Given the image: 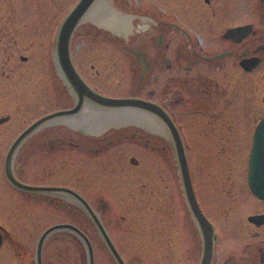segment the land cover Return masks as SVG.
Segmentation results:
<instances>
[{"label": "flooded vegetation", "instance_id": "1", "mask_svg": "<svg viewBox=\"0 0 264 264\" xmlns=\"http://www.w3.org/2000/svg\"><path fill=\"white\" fill-rule=\"evenodd\" d=\"M67 1H72L68 7ZM81 1L0 0V77L12 79L16 76L21 81V87H14L20 101L16 102V107L19 110L26 107L25 113H28L27 106L41 96L40 112L35 116V110L31 109L29 117L15 121L11 128L10 144L5 150L4 180L14 196L5 200H9V204L43 206L46 218L55 216L50 208L57 211L62 208L73 219L56 221L46 230L68 223L83 230L89 238L74 219L83 217L94 224L102 236L94 218L97 216L122 255L103 222L102 210L110 205L111 209L119 206L115 204L117 196L113 195V176L122 179L129 176L135 187L131 190L133 199L124 207L126 214L121 218L132 217V211L136 210L132 202H141V190L148 186L143 182L141 187V148L151 150L158 161L157 175L161 180H165L159 173L162 158L173 162V172L174 169L179 172L184 194L179 217L189 246L188 264H201L209 232L195 217L185 192L175 136L168 118L183 141L198 205L211 223L213 253L210 264H264V199L255 195L249 184V159L254 137L264 119V0H103L106 8L126 15L130 20L132 31L127 38L86 18L98 2L92 0L70 41L72 62L83 84L95 95L147 101L153 104V110L141 105H102L69 79L56 47L66 16ZM102 7H98L99 11ZM56 14L62 17L55 19ZM80 27L85 28L86 36L96 32L119 38L76 39ZM135 31L141 34L140 38H128ZM112 41H118L115 45L127 53L126 65L138 73L131 91H125V88L113 92L111 81L105 80L103 73L113 69L112 60H97L98 66L91 63L93 72H89L83 62L87 57L104 53L102 47L114 46ZM38 47L46 49L39 50ZM36 70L37 76L33 75ZM141 111L154 117L153 128L131 118ZM12 116L0 115V131ZM98 124L102 126L101 131L93 129ZM0 138L3 139V134ZM196 145L202 148L203 158L210 160L207 161L211 168L207 165L202 178L210 180L213 190L217 191V195L213 194L219 209H214L215 214L207 211L208 205L202 204L201 186H198L190 165L191 148ZM10 149H13L10 172L14 181L7 175ZM73 154L78 156H71ZM99 155L107 156L110 185L109 189L103 187L107 198L96 199L81 191L98 187L95 169ZM237 158L240 159L239 166H229L230 160ZM87 159H90V166L82 167ZM210 169L212 172L208 174ZM164 186V190H168L169 185ZM177 189V186L170 188L173 203L165 205L161 202L162 189L157 184L153 209L155 221L160 226L169 216L177 223L175 230L178 231L174 196L181 192ZM232 189L235 190L233 200L226 195ZM247 190L254 196L252 200L244 199ZM129 221L141 224V215L135 221ZM5 224L2 221L0 229L3 243L9 239L12 244V257L26 264L33 263L29 261V250L20 245ZM66 233L80 237L70 229L52 231L49 237L66 236ZM171 234L173 236V230ZM173 251H177V247H173Z\"/></svg>", "mask_w": 264, "mask_h": 264}, {"label": "rangeland", "instance_id": "2", "mask_svg": "<svg viewBox=\"0 0 264 264\" xmlns=\"http://www.w3.org/2000/svg\"><path fill=\"white\" fill-rule=\"evenodd\" d=\"M71 2L72 1H67V7L71 4ZM19 14H17L18 17L21 15ZM60 16L61 15L56 14L55 19ZM52 18L53 16H50V19ZM85 32V28L80 27L79 31L75 34V38H100L106 40L119 38L117 36H112L110 33L100 34L96 32L86 36ZM140 35L141 34L139 32L135 31L131 33L128 38L139 39ZM112 42L114 43V46L106 44L107 46L102 47L105 51L104 53L87 57L83 62L88 71L93 72L94 69L90 68L91 63L94 62L98 66L99 62H97V60H112L111 64L113 69H110V71L107 73H103L105 74V80L111 81L113 92L123 91L125 88V91H131V88L137 81L138 73L134 68H129L126 65L124 60L127 53L121 51V49L115 45V43L117 44L118 41ZM38 49L41 50L42 48L38 47ZM44 49L46 48L44 47ZM49 49H51L50 55L52 59V47ZM73 50H75V45L73 46ZM23 53L27 54V52ZM73 54H75V51ZM33 75L37 76V70L34 71ZM42 76L43 74L41 75V79ZM15 78L7 79L3 76L0 77V115L13 114L12 120L6 126H4L3 131H0V134H3V139L0 138V223L3 221V224H8L5 225L7 229L11 231V234H14L21 246L29 250V261H33V263L29 262L27 264H36V249L38 241L42 233L46 230V227L56 221H69L73 218L68 213H64L62 208H59V211L50 208L51 214H55V216L48 215L46 218L44 215L43 206H22L20 203L17 205L9 204V200H5L6 198L12 199L14 196V192L8 188L6 184L7 182L4 180V162L6 155L5 150L10 144L9 141L11 140V137L9 134L11 133V128L13 125H15V121L29 117V115L32 114V112H30L31 109L32 111L35 110L36 116V113L40 112L38 109L41 105V96L39 95L34 100V102H31V106L30 104L27 106L28 113L24 112L26 107L20 110L18 107H16V102L20 103V101L19 95L15 93L14 87L19 88L22 85L19 84L21 81L18 79V77L16 79ZM198 141L199 139L196 138V142ZM191 150L192 157L190 159V165L194 170L193 172L196 176V182H198V186L199 184L201 186L199 187L200 200L202 201L204 207L208 205L207 211L215 214V212H213L214 209H216V211L219 209L217 200H213V194L217 195V191L213 190V183L210 180L205 181V177L202 178V175L205 176L204 170L207 168V165L210 167V163H208L210 160L203 158L201 154L202 148H200L199 145L193 146ZM71 156H78V154H73ZM211 161L217 160L211 159ZM89 162L90 159L84 161L82 167H89ZM156 163H158V161H156V157H154L151 150L148 151L147 149L143 150V148H141V187L143 182H145L148 186L141 190V202H132L136 206V210L134 212L132 211V217H130V219L123 220L121 215L126 214V209H124V207L131 199H133L131 196V190L135 187L133 185L132 179L129 176H125L122 179L118 175L113 176L112 181L114 183H111V185L113 187V195L117 196V200L115 197V204L119 206L113 207L112 209L110 208L111 205L109 208H103L101 217L127 264H188L189 257L187 248L189 246L186 244L187 239L181 230V226L184 225L180 220L181 215H179L181 207L180 205L184 201L180 175L179 172H175V169L173 172V162L170 163L168 159L162 158L160 164L161 170L159 173L165 177V180H161L157 175L158 171ZM239 163V158L235 160L233 159L230 160L229 166H235L236 168L237 165L239 166ZM96 164L95 171L98 173L97 177L99 178L98 187L94 188L93 190H82L81 193L89 196L90 198H107L106 190L103 188L106 186V188L109 189L108 186L110 185L107 175L108 171L106 172L108 166L107 156L99 155ZM210 172H212L211 169L208 174ZM135 183L137 184L140 182ZM157 184H160V188L162 189L161 202L165 205H170L173 203V198L171 194H169L170 188L174 189L175 186H177V190L181 192V195L174 196V204L176 205L178 213L175 214V212H173L175 214L174 216L177 215L178 217L177 220L180 226L178 231L177 229L175 230V225L177 223L172 222L169 216H164L165 218L163 221H161V226L159 222L155 221L153 205H156L154 190ZM165 184L169 185L167 188L168 190H164ZM207 189L209 190L208 192ZM228 194L231 196V200H233L235 190L232 189L229 191V193H226V195ZM244 194V199L246 201L252 200L254 197L249 193L248 190ZM118 198L120 199L119 202ZM139 215H141V224H138L137 222L132 223L129 221L131 219L132 221H135ZM74 223L84 229L90 236L94 248L95 264H118L114 256L109 251L104 239L96 230L94 224L89 223L83 217L79 216L74 219ZM171 230L174 232L173 236L171 234ZM65 235L66 236L59 237L58 234H55L47 238L42 250L43 264H89L88 251L82 239L74 235L68 236V233ZM173 237L175 239L172 243ZM11 246L12 244L10 243L9 239H5L3 248L0 252V264H26L23 261H16V259L12 257L10 249L12 248ZM173 247H177V251H173Z\"/></svg>", "mask_w": 264, "mask_h": 264}, {"label": "water", "instance_id": "3", "mask_svg": "<svg viewBox=\"0 0 264 264\" xmlns=\"http://www.w3.org/2000/svg\"><path fill=\"white\" fill-rule=\"evenodd\" d=\"M92 0H82L80 4H78L65 18L60 34L58 37V44H57V52L60 57V61L62 62L66 74L68 75L69 79L72 81L73 85L77 88L85 91L89 95H92L98 103L102 105H110L114 107H125V106H132V105H141L143 107L149 108L151 110L154 109L153 104L149 103L144 100L139 99H131V98H110L101 95H95L88 91L83 84L79 74L77 73L71 58V51H70V41L72 35L79 23V20L85 13L86 7L91 3ZM171 130L174 133L175 141H176V148H177V161L178 166L181 172L183 186L185 188V192L187 194L189 203L193 209L195 217L198 219L199 223L201 224L202 228L205 231L209 232V236L207 238L204 250V256L202 259L201 264H210L212 253H213V240H212V229H210L211 223L208 221L206 216L202 213L198 202L196 200L195 192L193 189L192 179L189 170V163L188 159L185 154L183 141L179 135L177 128L166 118ZM25 135V133H24ZM13 149L10 150L8 161H7V175L11 181H14L10 172V161H11V154ZM249 184L251 190L261 199H264V119L259 123L255 137H254V144L250 155L249 160ZM25 188H35L29 185H22ZM97 223V226L108 245L109 249L113 253L115 259L117 260L118 264H126L121 254L118 252L117 248L115 247L110 235L108 234L105 226L101 222L100 218L97 216L94 217ZM58 229H70L80 236L87 247L88 251V259L89 264H95V256H94V249L90 238L83 232L80 228L73 224L63 223L57 224L49 229H47L41 236L38 249H37V259L38 264H41V256H42V248L43 245L50 235L52 231ZM3 242V235L0 230V247Z\"/></svg>", "mask_w": 264, "mask_h": 264}, {"label": "bare ground", "instance_id": "4", "mask_svg": "<svg viewBox=\"0 0 264 264\" xmlns=\"http://www.w3.org/2000/svg\"><path fill=\"white\" fill-rule=\"evenodd\" d=\"M103 0H98L97 4L89 11L86 15V18H90L99 22V24L113 30L115 33L123 36H127L132 31V26L130 24V20L127 19L126 15H121L112 9L106 8L102 4ZM100 5L103 7L100 9ZM91 114V112H87V114ZM138 113V114H137ZM135 116L131 117L133 119H137V122L148 126L150 124V128L154 127L155 121L154 117L146 112L139 113L137 112ZM90 116V115H89ZM117 118H119L117 116ZM96 131H101V125H95L93 127Z\"/></svg>", "mask_w": 264, "mask_h": 264}]
</instances>
